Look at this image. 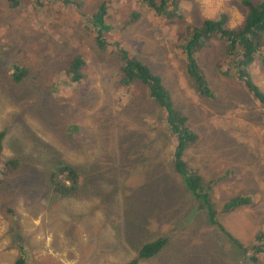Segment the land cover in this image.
I'll return each instance as SVG.
<instances>
[{
  "label": "rangeland",
  "instance_id": "1",
  "mask_svg": "<svg viewBox=\"0 0 264 264\" xmlns=\"http://www.w3.org/2000/svg\"><path fill=\"white\" fill-rule=\"evenodd\" d=\"M77 1L81 7L76 9L47 0H20L13 8L0 0V129L5 131L0 162L11 157L19 162V170L0 165V204L2 198L18 211L25 250L42 264H124L135 255L140 238L165 233L169 242L140 264H255L251 255L264 264V104L234 79L233 68L222 73L211 63L214 55L223 54V44L211 40L202 49L201 74L207 73L212 94L200 95L187 77L184 54L173 48L186 39L185 25L154 14L155 6L149 4L150 9L144 1L108 0L105 22L119 46L86 54L85 81L65 85L58 69L97 40L92 23L85 27L78 21L81 14L94 22L99 0ZM180 8L194 24L199 14L217 19L227 12L229 27H235L244 14L239 0L183 2ZM176 10L173 6L170 13ZM134 11L143 16L134 19ZM75 35H84V43L72 39ZM126 41L134 47V59L174 90L176 110L196 136L184 160L201 174L198 198L172 169L174 136L156 117L165 113L149 88L140 82L117 86ZM44 53L50 58L40 64ZM23 64L33 73L13 83L8 76ZM250 66L252 81L264 91V62ZM35 79L44 83L43 90ZM175 87L181 89L175 92ZM57 156L73 158L80 171L77 195L61 197L39 177ZM91 158L93 166L86 163ZM101 176V182L89 179ZM246 193L249 204L223 209ZM8 226L0 208V264H14L18 256ZM259 243L263 249L251 248Z\"/></svg>",
  "mask_w": 264,
  "mask_h": 264
},
{
  "label": "trees",
  "instance_id": "2",
  "mask_svg": "<svg viewBox=\"0 0 264 264\" xmlns=\"http://www.w3.org/2000/svg\"><path fill=\"white\" fill-rule=\"evenodd\" d=\"M30 1H32L33 3L36 2L38 4H42V0ZM52 1H55L56 5L66 4L76 9L79 6L81 7V3L79 4L77 0H47L48 3ZM175 1L177 3L179 0H159L158 3L152 0H148L149 3H153V5L155 6L154 11L161 12V14H165V10L168 12V9L174 6ZM256 1L257 2L253 3L251 0H242V2L247 6V13L240 26L229 27L228 13L224 12L220 14L217 19L207 18L206 20H203L200 26L195 27L193 29L191 36H205L207 39L202 40L204 46L207 44L208 41L211 42V40H217L219 43L222 44L224 43L223 53L224 55L231 56L233 58L234 65H230L229 68L227 67V70L233 68L235 76L240 80L239 82L242 84L244 83L243 85L246 86L247 89L253 94L254 98L258 100V103L264 104V91H262V89L252 81L247 69L248 65L256 58H260V60L264 62V0ZM6 2L8 3L9 7L14 8L19 5L20 0H6ZM100 8L102 10L98 8L93 13V18L95 19L94 22H92V19L89 22L83 16L79 17L80 20L78 22L80 24H84L85 27L89 26V24L92 23V31L96 33L95 38L97 40L96 44H91L88 50H84L81 48L78 52L71 54V59L68 60L66 65L58 69L59 74L62 77V83H64L65 85L68 84L67 80H71V82H75L76 84L80 83V81H85L86 77L88 76V71L82 69L84 63L83 57L86 54L90 55L94 49H97L96 46L103 49L104 45H108V43L112 44L116 41L111 36V33L109 32L110 30H108L112 29V27L109 28V26L107 25L109 22H105L106 7L104 3L100 5ZM65 25L69 24L65 22ZM84 37V35H75V38L73 37L72 39H77L78 41H81V44L84 43L82 41ZM214 41L209 46L213 45ZM64 44L65 43L63 42L62 46ZM31 45L32 43L27 44V48L29 49ZM117 46L119 45L117 44ZM121 52V54L124 56L123 58L126 61H123L124 63H122L123 65H121L122 72L120 78L116 82L117 86L123 87L124 85H127L128 87H130L136 81L148 85L151 97L154 98L157 105L164 107V109L167 111L168 115L166 118L168 120V123L172 126L173 132L177 134V141L174 144V150L172 155L173 159L171 160L172 168L176 173L183 176L185 181V188L192 191L193 197L198 198L201 192V174L199 173L198 169H188V165L184 160V151L186 147L196 138L194 132L187 125L186 116L176 110L168 92V89L170 87L167 86L165 88L158 74L151 71L146 63L138 59H134L133 57H128L127 52L125 50H122ZM94 55L95 54H92L91 57L94 58ZM42 57L43 60L40 64L48 63V59L50 58L48 57V54L44 53ZM24 64L23 66H14V70L10 73V76H8V79H10V81L16 84H21L24 82L23 78L27 76V74L29 75L30 73H33V71L30 70L28 66H25ZM188 72L189 75L194 79L201 78L203 80V84H199L197 86V90L200 95L209 96L210 94H212V90L210 88V86L212 85L210 82H207L205 80L202 74L197 73L191 66H188ZM34 76L37 77V74ZM44 76H47V70L44 72ZM33 82L36 86H38V88L43 90V82H41L40 80L37 81L36 79ZM47 92L49 94V87ZM69 128L72 130L77 129V125L72 124ZM159 133H161V131H159ZM4 137L5 131L0 129V157L3 142L2 140L4 139ZM136 145H138V143H136ZM112 151L116 153L115 149H112ZM92 156L97 162V157L95 155ZM67 159L68 160H65L58 156L56 158H52L50 167L45 166L44 168H41V173L39 175V177H41V180L47 181L48 184L52 186L54 191L58 193L61 197L70 196L76 191H79L78 188H80V185L82 184L80 182L82 179V175L80 171L71 162V160L73 161V158ZM87 163L92 166L94 164L92 158L89 159ZM0 165H4L5 168L19 170V162L16 157L8 158L2 163L0 162ZM97 168L99 173L101 174L100 166ZM228 168L231 169V166H229ZM136 171H138V169H136ZM103 175L106 176V181L108 182V175ZM105 176H101L100 178L92 177L89 179L101 182V180L104 179ZM3 178L5 179V176ZM83 192L86 194L85 191ZM5 193L6 196H8L10 192ZM250 198V193H246L242 195V197H233L225 203L223 209L228 210L237 206L249 204ZM0 208L9 223L8 228L11 236L10 241L13 240L18 243V256L16 257L14 264H27L28 260L24 258L26 250L22 245L23 243H25V237L22 234L23 230L21 228V223L18 217L19 213L16 208L11 205V203L6 200H3L2 198ZM213 212L214 209L211 208L209 210V213L212 215ZM219 230H221L220 227ZM146 239H139V241L145 243H143L138 249L136 256L134 258H130L124 264H140V260H146L156 255L160 250L163 249V247L168 242L167 237H156L153 238V240ZM260 243L254 244L251 248L256 250H259L260 248L263 249V245ZM256 250H254V252H256ZM250 258L254 261L255 264H260L257 263V258L255 256L251 255ZM32 264L42 263L41 260H37L34 258L32 259Z\"/></svg>",
  "mask_w": 264,
  "mask_h": 264
},
{
  "label": "clouds",
  "instance_id": "3",
  "mask_svg": "<svg viewBox=\"0 0 264 264\" xmlns=\"http://www.w3.org/2000/svg\"><path fill=\"white\" fill-rule=\"evenodd\" d=\"M133 2H135V1H144V2H146V3H148V7H150V5L149 4H153V3H149L148 2V0H132ZM152 1H155L156 3H158L159 2V0H152ZM197 1L198 0H179L177 3H176V1H175V4H174V6L177 8V10H176V12H175V14H171L170 13V9H172V7H170V9H168V12L167 13H165V16L168 18V19H170V20H176V21H179V22H182L184 25H185V33H186V35H185V37H186V39L180 44H175V45H173V48H177L178 50H181L182 51V53L184 54V58H185V70H186V74H187V77H188V79L191 81V85H192V87L195 89V91H197L198 92V90H197V86L199 85V84H203V80L201 79V78H199V79H194L193 77H191L190 75H189V72H188V66H191L192 68H194V70L197 72V73H202V71H205V68L204 69H202L201 67H203L202 65H201V59L203 58V56H204V52H205V50H202L203 49V39H207L205 36H191V33H192V31H193V29L195 28V27H198V26H200L201 24H202V22H203V20H206L207 18L206 17H204V16H202L201 14H199V17H198V20L197 21H199V23H197V24H194V23H192V22H195V21H193V20H188L187 21V18H186V16H185V11H182L181 10V8H180V5H181V3H183L184 2V4H195V3H197ZM253 3L254 2H257V1H254V0H251ZM102 3H104V5H105V7H106V16H105V19L107 18V16L108 15H110L109 14V9H110V6L108 5V0H99L98 1V3L96 4V6H95V10L96 9H101L100 8V5L102 4ZM239 3H240V5L244 8V14H243V17H242V19H241V21L238 23V24H236V25H238V26H240L241 24H242V22H243V20H244V18H245V15H246V13H247V6L242 2V0H239ZM150 9H151V7H150ZM102 10V9H101ZM152 10H153V13L155 14V13H157V14H160L161 12H155L154 11V8H152ZM82 15L80 14V17H81ZM141 16H143V15H140V13H138V12H136V11H134L133 12V18L134 19H139ZM129 19H131V16H130V18ZM144 20V19H143ZM142 20V21H143ZM145 21V20H144ZM106 22H108V21H106ZM126 25V22L125 23H123V25L121 26L122 28L124 27ZM209 38V37H208ZM118 40H120V39H118ZM118 40H116L115 42H113L112 44H109L108 43V45H104V47H103V49H101V48H99L98 46H96L97 47V49H94L92 52L93 53H101V51H103L104 49H105V47H116L117 46V44H118ZM125 40V39H124ZM125 43V42H124ZM126 44L127 45H125V44H122V46H121V49L124 51H126L127 52V56L128 57H133L134 58V56L132 55L133 54V52H134V47H133V45L131 44V43H129V42H127L126 41ZM119 45V44H118ZM177 46V47H176ZM175 51H177V50H175ZM91 52V53H92ZM223 52H224V43H223ZM171 53V52H170ZM172 54V53H171ZM91 55V54H90ZM220 57V58H219ZM230 58V60L228 61V59H226V58ZM167 58H169V57H167ZM260 58H256V59H254L251 63H253V62H255V61H258L259 63H261L262 61L261 60H259ZM211 63L214 65V67L218 70V71H220V72H222V73H226L228 70H227V67L229 68L230 67V65H233V58L231 57V56H226V55H224V53L223 54H221L220 55V53H218L217 55H214L213 56V59L211 60ZM251 63L248 65V67H247V69H248V72H249V74H250V77H251V79H252V76H251V73H250V69L252 68V66H250L251 65ZM200 64V65H199ZM224 65H227V66H225V68L224 69H222V67L224 66ZM201 66V67H200ZM234 66V65H233ZM151 70V69H150ZM214 70V69H213ZM227 70V71H226ZM152 71V70H151ZM215 71V70H214ZM155 73V72H154ZM157 74V73H156ZM159 75V74H158ZM205 75H207V73L205 72V74L203 75V77L205 78V80L207 81V82H209V79L205 76ZM233 76H234V79L236 80H239L236 76H235V73H234V69H233ZM159 77L161 78V80H162V83H163V85L165 86V88H166V85L164 84V82H163V78L159 75ZM240 81V80H239ZM136 82H139V81H136ZM141 83V82H140ZM143 84V83H142ZM147 87H148V85H146ZM191 87V86H190ZM149 88V87H148ZM175 89V92L176 91H179L180 89H181V87H175L174 88ZM168 92H169V94H170V97H171V99L173 100V96H172V93L174 92V90L172 89V88H169L168 89ZM149 94H150V90H149ZM151 96V95H150ZM154 99V98H153ZM157 106H159V109L162 111V112H164L165 113V116L164 117H162V118H160V116H156L159 120H161V121H163L167 126H168V130L171 132V134H173V142H174V144L176 143V141H177V134H175L174 132H173V128H172V126L168 123V120H167V115H168V113H167V111L164 109V107H162V106H160V105H157ZM174 107H175V105H174ZM176 108V107H175ZM247 114H250L249 112H246ZM187 120V119H186ZM151 121H153L154 123H156V121L155 120H151ZM153 122H151L152 124H154ZM243 125H245V124H243ZM146 128V127H145ZM144 133H147L148 131H143ZM144 135H142V137H143ZM150 143L152 144V140H150ZM151 144H149V145H151ZM71 162H73V163H75L74 162V160L72 161L71 160ZM173 169V168H172ZM174 170V169H173ZM176 173V172H175ZM176 175L177 176H179L180 178H181V184H182V186H183V188H185V181H184V178H183V176H180L178 173H176ZM40 180H38L37 182H36V184H39V183H41V182H39ZM67 183H68V181H67ZM74 194H78V193H74ZM154 221H150L149 222V224L148 225H146L145 226V228H148V227H150L151 226V224L153 223ZM165 234V233H164ZM164 234H160V235H158V236H152V237H150V238H148V239H150V240H153V238H156V237H165L164 236ZM132 236H134V235H132ZM148 239H146V240H148ZM168 242H169V239H168ZM167 242V243H168ZM143 243H145V242H143ZM22 244V243H21ZM246 251H247V249H246ZM134 256H136V255H134ZM134 256H132V257H130V258H133ZM26 260H32V258H31V256H30V254H29V249H27L26 251H25V257H24ZM129 258V259H130ZM128 259V260H129ZM42 260V259H41ZM142 261H144V260H141L140 261V263L142 262Z\"/></svg>",
  "mask_w": 264,
  "mask_h": 264
},
{
  "label": "water",
  "instance_id": "4",
  "mask_svg": "<svg viewBox=\"0 0 264 264\" xmlns=\"http://www.w3.org/2000/svg\"><path fill=\"white\" fill-rule=\"evenodd\" d=\"M142 244H143V242H142V241H139V242H138V245H137V249H136L135 255H136V253H137L138 249L141 247V245H142Z\"/></svg>",
  "mask_w": 264,
  "mask_h": 264
},
{
  "label": "bare ground",
  "instance_id": "5",
  "mask_svg": "<svg viewBox=\"0 0 264 264\" xmlns=\"http://www.w3.org/2000/svg\"><path fill=\"white\" fill-rule=\"evenodd\" d=\"M73 149V148H72ZM87 163V162H86Z\"/></svg>",
  "mask_w": 264,
  "mask_h": 264
},
{
  "label": "flooded vegetation",
  "instance_id": "6",
  "mask_svg": "<svg viewBox=\"0 0 264 264\" xmlns=\"http://www.w3.org/2000/svg\"><path fill=\"white\" fill-rule=\"evenodd\" d=\"M81 182V181H80Z\"/></svg>",
  "mask_w": 264,
  "mask_h": 264
}]
</instances>
